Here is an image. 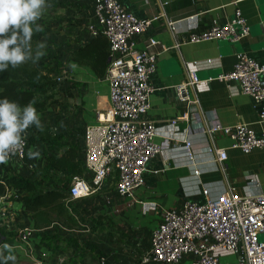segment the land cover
Returning a JSON list of instances; mask_svg holds the SVG:
<instances>
[{"label": "crops", "instance_id": "0c3cea01", "mask_svg": "<svg viewBox=\"0 0 264 264\" xmlns=\"http://www.w3.org/2000/svg\"><path fill=\"white\" fill-rule=\"evenodd\" d=\"M54 1L56 5L51 10L56 12L55 18H59V24L63 22L60 26L64 27L58 31L67 34V43L58 53L61 69L69 73L67 85L72 102L69 115L78 117V124L84 129L86 124L94 122V109L106 98L108 91L105 75L98 76L90 67L77 64L70 57L71 50L94 37L89 33V26L94 22L92 8L89 0ZM121 1L139 18L159 15L160 4L165 2L166 17L175 21L176 29L172 32L163 17L153 20L137 42L139 48H145L148 37L157 41L150 47L157 55L156 69L150 78L154 91L143 119L156 123L153 137L156 143L167 141L168 147L150 164V169L160 172L145 174V184L136 189L137 201L131 205L115 195V179L111 177L90 196L68 202L71 214L68 221L54 219L44 227L36 228L31 215L23 213L22 203L14 202L19 220L36 229L31 253L14 249L15 261L20 264H95V259L102 254L108 257V264H139L138 258L148 248L149 235L160 220L161 209L179 207L186 199L201 201L203 188H207L211 196L228 187H234L239 195L264 193V149L254 148L245 153L231 147L232 140L227 135L215 133L210 137L205 131L208 123L219 122L225 126L244 123L256 134L264 132V123L258 119L259 105L241 92L237 82L215 79L220 72L232 69L240 52L264 64V0L237 3H233L234 0ZM235 7L240 8L249 25L247 37L240 41L182 42L190 33L201 32L232 17ZM175 41L180 42L177 47L173 46ZM187 69L195 70L200 80H210L207 85L195 86L193 92L199 106L187 109L189 120H178L171 125L166 121L186 110L174 97L172 87L186 78ZM78 124L76 126H80ZM187 126L192 129L190 134L185 132ZM83 129L80 136L71 134L68 138L69 143L78 147V152L83 147ZM185 137L191 140L195 150L197 175L188 160L172 150ZM208 147L225 149L224 169L215 161V154L207 151ZM29 149L37 150L28 145ZM28 151L27 161L33 162L35 167L44 164L43 156L29 159ZM3 166L19 175H31L25 172L28 171L25 164L16 160L1 164L0 172ZM36 177L37 174L31 178ZM225 256H231L228 260L234 259L232 254L223 255L221 259ZM13 263L7 261V264ZM0 264H5L2 257Z\"/></svg>", "mask_w": 264, "mask_h": 264}, {"label": "built area", "instance_id": "2783aa9c", "mask_svg": "<svg viewBox=\"0 0 264 264\" xmlns=\"http://www.w3.org/2000/svg\"><path fill=\"white\" fill-rule=\"evenodd\" d=\"M238 1L241 0L233 3ZM89 2L94 17L89 33L102 35L108 42L109 62L105 73L108 91L106 98L94 109V122L84 126L83 147L79 152L84 173L72 177L67 201L90 196L107 179L114 177L115 195L131 205L137 201L136 189L145 184V174L160 172L150 169V164L168 147L167 141L156 143L153 140L156 123L143 119L154 91L150 78L156 69L157 55L150 47L157 41L148 37L145 48H139L137 42L153 20L163 17L172 32L176 29L175 21L166 17L165 2L160 4L159 15L152 18L137 17L121 0ZM248 35L249 25L240 8L235 7L232 17L201 32L190 33L182 42L240 41ZM179 43L175 41L173 46L177 47ZM68 79L69 73L65 69L56 73L57 89L65 90ZM215 79L237 82L241 92L259 105L258 119L264 123V64L240 52L232 69L220 72ZM209 80H200L195 70L187 69L186 78L172 87L174 97L185 105L186 110L166 122L175 125L178 120L188 121L187 109L199 106L193 92L195 86L199 83L207 85ZM29 130L30 127L22 134L23 147L11 155L8 162L24 163L28 170L25 172L31 174L35 166L26 160ZM205 131L210 137L215 133L227 135L232 140L231 147L245 153L254 148L264 149V132L256 134L244 123L225 126L212 122L206 125ZM185 132L190 134L191 127L187 126ZM172 150L188 160L195 175L199 173L195 150L188 137ZM207 151L215 154V161L224 169L225 149L208 147ZM201 193V201L186 199L179 207L161 209L160 220L150 232L148 248L139 256V264H184L186 261L187 264H264V193L239 195L234 187L215 196H211L207 188ZM10 194L0 196V233H3L0 234V246L8 243L13 249L29 254L36 229L18 224L21 220L13 207L16 201L9 198ZM226 254L234 255V259L222 260ZM98 263L108 264L106 254L98 257Z\"/></svg>", "mask_w": 264, "mask_h": 264}, {"label": "trees", "instance_id": "16d2710c", "mask_svg": "<svg viewBox=\"0 0 264 264\" xmlns=\"http://www.w3.org/2000/svg\"><path fill=\"white\" fill-rule=\"evenodd\" d=\"M47 3L51 5L46 8L47 10H51L56 5L54 0H47ZM46 9L44 11L47 12ZM46 12L36 21L44 30L40 33L34 31L32 41L41 39L53 28H57L56 32L64 28L60 26L59 18L47 15ZM56 55L58 70L61 68V60L59 53ZM70 57L77 64L88 66L98 76H103L108 67V42L102 35L94 36L85 44L71 50ZM49 60L50 56L44 55L37 64L29 61L17 69L9 65L7 70L0 71V99L7 98L10 102L18 103L20 107L34 101L37 112L53 106L57 102L55 74L60 70L55 71ZM66 87L68 88V85ZM67 94L71 96L70 91ZM44 126V132L36 129L39 139L46 146V151L43 152L44 164L41 167L44 177L42 175L39 179H34L31 178L32 176L19 175L5 166L0 172V196L10 192L9 198L22 203L23 213L31 215L36 228L47 226L54 219L68 221L71 218L67 201L69 187L65 183L57 182L47 187L43 181L45 176L65 172L72 180L73 176L84 173L78 147L68 142L69 133L67 131L56 133L51 125L44 124ZM54 135L56 137L49 141Z\"/></svg>", "mask_w": 264, "mask_h": 264}, {"label": "clouds", "instance_id": "9594fccd", "mask_svg": "<svg viewBox=\"0 0 264 264\" xmlns=\"http://www.w3.org/2000/svg\"><path fill=\"white\" fill-rule=\"evenodd\" d=\"M48 7L51 5L47 0H0V71L7 70L9 65L17 69L29 61L37 64L46 54L43 51L46 48L44 42H39L33 53L31 41L34 31L43 32V27L36 21ZM34 103L30 101L20 107L7 98L0 99V164H6L10 156L23 147L25 141L22 134L29 127L35 126L38 131H45ZM28 157L38 159L40 152L29 149ZM13 253L12 245L4 243L0 246V257L5 264L9 260L15 262Z\"/></svg>", "mask_w": 264, "mask_h": 264}, {"label": "rangeland", "instance_id": "374dc122", "mask_svg": "<svg viewBox=\"0 0 264 264\" xmlns=\"http://www.w3.org/2000/svg\"><path fill=\"white\" fill-rule=\"evenodd\" d=\"M45 12L46 11H44L43 14H45ZM46 14L56 17V12L53 10H47ZM60 24H63V22L61 21ZM56 30L57 28H53V30H51L50 33L46 34L41 39L31 41V44H32L33 53H35L37 44L39 42H44L46 44V48L43 50L46 53L45 55L50 56V60L51 59L52 60L51 61L49 60V62L53 65L55 71H59L61 70V68H58L57 70L58 60L56 57L57 56L56 53H58L59 51L58 49L65 47L64 45L67 43V34H62L61 32L58 33L56 32ZM56 91L57 93L55 99L57 102L53 106H50L47 110L37 112V115L39 116L41 123L49 124L53 127H56L57 130H53V128L51 127L52 130L56 133H61V132L65 133V131H69L68 132L69 135L72 134L73 136L74 135L80 136L82 134L83 125L78 124L80 123L78 117L69 115L70 113L69 107L71 106L72 103L69 99L70 95L67 94L68 91H70L69 88L66 87L65 90L56 89ZM61 124H63V127H61ZM77 124L80 126H76ZM72 131H74L76 134L75 133L73 134ZM54 137L56 136L55 135L51 136V139H49V141H52V138ZM28 145H30V147L32 148L35 147L40 152L41 156H43V152L46 151V146H44L43 142L39 139V135L38 132L36 131L35 126H31L29 130ZM41 167L42 166L37 165L30 176H34L35 174H37L36 179H39L42 175L44 177V174L41 171ZM43 181L47 187L54 185L56 182L58 184L65 183V185H67L68 187L71 184V178H68L65 172L54 174L52 176L47 175L45 176ZM71 202L72 201H70V203ZM18 218H20V215ZM18 224L22 225L24 223L20 221L18 222ZM42 235H45V233H42ZM222 259L228 260L231 259V256H225ZM95 260H96L95 264H98V260L97 259ZM13 264H20V262L15 261ZM184 264H187V261Z\"/></svg>", "mask_w": 264, "mask_h": 264}, {"label": "water", "instance_id": "95a60500", "mask_svg": "<svg viewBox=\"0 0 264 264\" xmlns=\"http://www.w3.org/2000/svg\"><path fill=\"white\" fill-rule=\"evenodd\" d=\"M108 62H109V58H108Z\"/></svg>", "mask_w": 264, "mask_h": 264}]
</instances>
